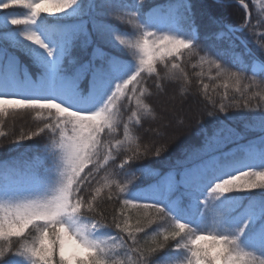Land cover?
<instances>
[{
    "label": "snow or ice",
    "instance_id": "6c2138e0",
    "mask_svg": "<svg viewBox=\"0 0 264 264\" xmlns=\"http://www.w3.org/2000/svg\"><path fill=\"white\" fill-rule=\"evenodd\" d=\"M240 4L229 22L235 0H167L147 10L144 0H0V11L27 10L0 14V117L35 113V129L9 143L45 141L31 161L0 163V264H264V104L249 113L213 106L183 139L175 134L182 119L164 125L154 115L153 139H170L143 151L127 143L130 122L143 130L144 114L155 111L144 81L162 90L180 68L174 60L201 41L217 76L239 84L250 72L264 83V34ZM129 14L134 31L121 33L111 18ZM241 119L243 129L233 123ZM162 153L167 167L148 159ZM105 189L118 203L110 221Z\"/></svg>",
    "mask_w": 264,
    "mask_h": 264
},
{
    "label": "trees",
    "instance_id": "16d2710c",
    "mask_svg": "<svg viewBox=\"0 0 264 264\" xmlns=\"http://www.w3.org/2000/svg\"><path fill=\"white\" fill-rule=\"evenodd\" d=\"M240 1V0H235ZM258 0H244V3L249 6L251 12V24L254 25L253 31L257 36L264 34V27L261 26L260 21H264V8L257 4ZM167 2V0H144L145 10L150 7L163 5ZM264 0H262V5ZM236 8H240L241 11H244L243 7L235 4L234 8H229L226 12H224V16L227 21L231 22L236 19L232 13ZM27 10L22 8L10 9V10H2L0 14H12L17 16H23L26 14ZM113 25L121 32V33H131L134 31V18L131 17V14L126 16L123 21L117 20L115 18H111ZM197 23L203 26L205 23L199 17H197ZM19 28L20 26H14ZM203 31V29L201 28ZM242 40H245V36H241ZM257 41L253 40L248 43V46L253 50V54L255 56H260L261 53L256 51L255 45ZM123 47V46H121ZM203 47V42L201 41L199 47L192 52L191 54L185 50L183 56L179 60H174V62L180 65V68L176 70V75L165 79L162 81L164 87L162 90L156 89L154 87L157 81L153 79H146L144 81V86L149 89L151 93H153L151 100L149 101V107L154 109V113H145L141 124L143 125V130H141L140 125H136L134 122H130V135L127 143H130L133 148L139 145L140 150L143 151L145 147H152L155 144L156 147H160L165 143L166 140L170 139L169 137H155L153 139V131L158 130L156 128V124L159 121L154 122V115L160 116L163 118V124L168 125L169 114L167 110H164L163 103L165 102V98L167 97H175L179 100L180 109L183 110L189 120L183 115L180 119L183 120V125H187L186 130L190 131L184 133V138L190 136L192 129L196 128L197 121H203L206 117L203 115L205 111H210L213 106L217 109L219 108L221 103L229 105V112H243L249 113L250 109L259 110L257 105L264 104V83L261 82L260 77H256L255 83L246 77H250L251 73H244L243 78H240L239 84H237L236 79L226 80L222 76H217V69L214 65L209 63L210 57L206 52L200 51V48ZM211 59H215L211 57ZM27 63V61H24ZM31 71H36L35 68L29 65ZM158 69H162L163 65H158ZM228 67L229 72H236L237 69L235 67ZM227 83V96L225 97V88L224 84ZM207 84L208 88L205 90L204 85ZM131 87V86H129ZM237 88L240 91H237ZM259 93V95H255ZM247 103L249 105L248 108L243 107V105ZM236 105H239L237 107ZM198 109L196 111L193 108ZM194 110V111H193ZM130 115V112H125L124 118L127 120V117ZM224 115V113H221ZM0 119L5 121L4 126H0V131H3L8 134V139L5 140L0 138V163L4 164H16L20 162L22 159L25 161H31L37 155L38 149L35 147L37 143L43 144L45 141L40 140L38 137H34L31 141H23L20 146H12L9 143V140H15L17 136L21 132H28L30 130L35 129L36 125L39 123L37 120L35 113H9L7 117H0ZM153 125L152 130H149V124ZM238 128L243 129L244 121L243 119L239 121L233 122ZM145 132H147V136H145ZM15 134V135H13ZM176 134V133H175ZM187 134V135H186ZM178 135V134H177ZM252 134H248V138H251ZM118 138L123 139V129L118 131ZM183 139V138H182ZM46 140V138H45ZM173 143H175L173 141ZM171 148V144L167 145ZM116 151H121L117 149ZM127 155H131V152L126 148L123 149ZM125 157H118L116 160V164L113 165L111 162L109 164V172L118 171V165L122 162V159ZM149 160H157L161 167H167V164L171 162V158L166 156V153H162L159 158L149 157ZM137 163H140L138 161ZM87 171V169L85 170ZM104 176V172L100 173V177ZM99 179V177H98ZM110 180L113 182V191H115L114 184L116 182H122L125 180V177L122 174L114 175L110 177ZM258 193L260 190H253ZM102 196L105 203L101 204V209L105 211V214L108 215L109 221L111 219V214L113 212L114 207H118V203L115 201H107V189L102 193ZM129 215L133 217L131 223H135L136 212L133 209H129ZM155 228V225H153ZM149 233H151L152 229H147ZM143 234H141L142 236ZM143 239L141 243H143ZM134 259V258H133Z\"/></svg>",
    "mask_w": 264,
    "mask_h": 264
},
{
    "label": "rangeland",
    "instance_id": "374dc122",
    "mask_svg": "<svg viewBox=\"0 0 264 264\" xmlns=\"http://www.w3.org/2000/svg\"><path fill=\"white\" fill-rule=\"evenodd\" d=\"M257 4H260V6H262L264 8V3L262 5V0H258ZM163 106H164V110L168 111V114H169L168 121L170 119L175 121L176 118H180L183 115L189 120V118L186 116V114L184 112H182L183 110L180 109L179 100H177L175 97L165 98V102L163 103ZM193 109L196 110L197 107L196 108L194 107ZM196 111H198V109ZM186 128H187V125H184L183 129H180L176 132V135L178 134L177 136H179L180 139L184 138V133H186V131L190 132V131L186 130ZM169 131H171V129H169Z\"/></svg>",
    "mask_w": 264,
    "mask_h": 264
},
{
    "label": "water",
    "instance_id": "95a60500",
    "mask_svg": "<svg viewBox=\"0 0 264 264\" xmlns=\"http://www.w3.org/2000/svg\"><path fill=\"white\" fill-rule=\"evenodd\" d=\"M236 3H238L239 5H241L240 2H236ZM236 3H235V4H236ZM241 6H242V5H241ZM247 15H248V17H249V22H250L251 17H250V11H249L248 6H247Z\"/></svg>",
    "mask_w": 264,
    "mask_h": 264
}]
</instances>
